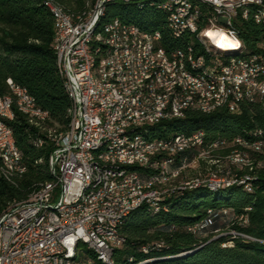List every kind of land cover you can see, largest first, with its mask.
I'll use <instances>...</instances> for the list:
<instances>
[{
	"label": "bare ground",
	"instance_id": "obj_1",
	"mask_svg": "<svg viewBox=\"0 0 264 264\" xmlns=\"http://www.w3.org/2000/svg\"><path fill=\"white\" fill-rule=\"evenodd\" d=\"M83 1L85 2L87 12L73 16L67 13L62 6L54 3L53 0H44V5L54 18L53 47L56 46L59 17H63L68 23H72L73 26H83L85 21L89 18H94L96 15L95 20L90 25V41L87 42L86 46V63L90 69L91 76L93 78H102V76L106 75L100 80V95L110 96V86H115V92L126 94L129 97L128 106H130V109H134L133 112L129 113V117L123 118V115L126 114V106H118L116 109V104H109V114H115L116 118L108 117V124L110 127H114V131L123 132V138L106 136L99 139L95 144L96 155H107L113 151L131 152L141 150L144 145H150L157 141L158 138L151 137L150 129L160 123L181 121L187 115L193 113L210 115L222 109L227 111L230 104L231 108L240 114L243 106L255 104L252 100H248L246 95L241 93L240 90H232V96H230L228 87L224 86V82L220 78V73H216L209 67L200 66L195 63V50H198L201 55L211 56V62L219 63L220 65H246L254 63V57L257 56L243 55L244 49L240 38L239 42H234L222 34L221 30L215 29L210 25H204L202 34L215 42L210 45V42L204 36H195L194 38L191 26L181 25L177 22L176 17L181 15L182 10H200L202 12L199 5H203L211 9L202 13L204 15V22L214 24L215 10L212 6V0H107L103 5L102 3L105 0ZM114 3L136 4L140 8L148 5L165 12V28L167 33L181 47H172L167 50L163 47L162 36L159 32L144 30L137 25L123 22L120 18H112L107 22H102L105 17L106 6ZM167 4L168 6H164ZM100 5L102 6L99 9ZM226 13H229V6H220L219 14ZM244 17L246 20H253L256 24L260 21V24L264 25V1H246L244 3ZM112 33L116 48H122L121 52H114L113 54V63L116 68H112L111 65H103L102 60V53H107L108 51L106 40L108 39V35ZM153 38L155 41H159V49L168 51L170 61L176 64V71H184L185 74H172L169 76V59L156 58L157 44L153 41ZM195 45L198 48H195ZM54 52L59 74L64 80L66 91L72 103V107L69 110V128L65 133L55 135L47 128L48 113L36 107L34 99L28 94L27 90L18 86H10V82L12 81L8 80L7 84L10 93L0 97V127L4 133L12 134L14 145L16 144L13 132L7 123L8 120H12L14 117L13 108L24 114L30 125L41 132L47 133L49 140L64 139L74 128L76 96L71 92L67 72L64 69V62L55 50ZM255 68L259 72H264V60L255 61ZM191 80L195 81V83H192ZM203 85L208 86V91L205 92ZM32 107H35V109ZM228 113L237 115L235 112ZM198 134L203 133L198 132L192 136L180 138L169 136L159 140L169 142L171 149H179V156L182 153H188L187 148H189V141L182 139H188ZM250 136L255 140L245 143L243 141L245 139L239 137L233 142L235 146L234 150H230L227 156L216 159V163L220 162V160L224 161V169L219 171V175H224V178L216 181L221 183H238L249 180L245 178V180L238 181L236 175L232 173L231 168L253 170L254 167L250 154L248 151H244V149L255 153H264V130H256ZM227 145L224 142V144H215L212 148H204L203 146L199 148V141H196L194 143V150H198L197 148H199L198 157L189 164H186L188 163V158L183 157L180 164L186 165L171 170L170 175L135 184L131 195L120 193V196L105 198L106 207L118 206L122 201L134 204L125 209L117 218L113 219L115 235L123 239L119 231L121 226L134 211L142 206H146L148 210H152L155 213L166 211V206L162 205V203L170 197L167 196L169 194L199 187H207L210 190L220 189V186H212L213 188H211V186L206 185L209 180L207 178L202 181L196 179L188 186H179L174 189L169 188L168 184L172 180L177 179L179 174L191 164L203 162L207 167H210L208 164L213 162L211 158L213 152L225 148ZM36 146H42V140H38ZM15 153L16 161L21 162L22 168L14 165V158L12 156L0 151V178L8 183H12L15 177L25 172L22 155L17 146H15ZM131 161L137 167L135 169V177L147 176L141 175L139 171L140 169L150 170V165H147V163H152V175H159L160 173L159 163H154L153 149L143 148V154H131ZM50 163L51 155L49 158V173L54 176V180L41 183L24 201L9 206L0 214V224L2 217L10 214L14 210V206L15 208H30L36 205L39 197H47L51 194L53 184L57 181V173L50 166ZM169 163L170 155H163L162 164ZM175 164L176 157H172V165ZM112 166L114 168H123V160L112 159ZM96 170L97 163L88 164V174H95ZM232 176L235 178H231ZM97 188H99L98 178L89 179L83 187L82 192H78L76 195L77 206H86V211H95V204H91V202L96 195ZM245 188L250 190V185L245 184ZM162 196L165 197L156 198ZM148 197L156 199L141 202V200ZM42 215L43 218L63 216V208L56 205L44 206L42 207ZM110 236H113V229L99 231L100 242L106 243L111 248L110 262L100 252L99 245L90 243L89 236L86 235L74 236L71 241L70 252L65 255L53 253L51 255V262L76 264L83 261L84 253H90L92 256L86 257V260L91 261L92 264H95V262H99L100 264H118L115 261L114 255L123 246L119 238H110ZM240 237L247 238L244 236ZM80 246L85 247L84 250H80ZM161 247H163V244H156L152 249ZM143 252L148 253V249L143 248ZM129 261L132 262V259ZM147 262L144 261L139 264Z\"/></svg>",
	"mask_w": 264,
	"mask_h": 264
},
{
	"label": "trees",
	"instance_id": "obj_2",
	"mask_svg": "<svg viewBox=\"0 0 264 264\" xmlns=\"http://www.w3.org/2000/svg\"><path fill=\"white\" fill-rule=\"evenodd\" d=\"M53 1L73 16L87 12L83 0ZM199 6L202 13L211 10ZM112 18H120L147 31L159 32L167 50L179 46L165 28L166 13L156 7L108 4L102 22ZM204 27L202 25V29ZM238 28L243 55L264 56V25L249 19ZM53 44L54 18L44 0H0V97L10 93L8 80L27 90L36 107L48 113L47 128L59 135L69 128L72 103L59 74ZM195 48L198 47L195 45ZM13 113V119L7 123L22 155L25 172L15 177L12 183L0 178V214L12 204L24 201L41 183L54 180L49 173L52 141L47 133L30 125L26 116L16 108H13ZM256 130H264V111L252 104L243 106L237 115L224 109L210 115L189 114L181 121L155 125L150 129V135L165 139L169 136L189 137L202 132L207 144H228L212 154L214 157H225L235 149L233 142L237 138L254 141L250 134ZM38 140H42L40 147L36 146ZM199 146L204 147V142L199 141ZM199 148L194 150L195 153ZM244 151L250 154L253 170H231L238 181L251 179L245 180L249 181L250 190L245 188V184L216 190L207 187L186 189L163 201L166 211L155 213L146 206L140 207L119 230L125 244L115 252V261L118 264L144 261H148L145 264H264V153ZM188 155L186 152L176 157L175 165ZM198 166L204 167L203 162H199ZM139 171L143 176L150 172L146 169ZM202 173L195 175L194 179ZM191 174L196 173L193 171ZM184 175L181 174L179 180ZM225 211L226 214L223 213ZM208 219L211 224L198 234L189 231ZM224 226H227V231L243 234L253 241L231 234L218 235L217 232ZM156 244H163V247L152 249ZM143 248L148 249V253L143 252ZM189 252V255L179 257ZM89 256L92 254H86V257Z\"/></svg>",
	"mask_w": 264,
	"mask_h": 264
},
{
	"label": "built area",
	"instance_id": "obj_3",
	"mask_svg": "<svg viewBox=\"0 0 264 264\" xmlns=\"http://www.w3.org/2000/svg\"><path fill=\"white\" fill-rule=\"evenodd\" d=\"M246 1L253 0H212V6L215 10L214 24L204 22V15L200 10H182L181 15L176 17L177 22L181 25L191 26L193 37L204 36L210 45L215 42L202 34V25H210L219 29L229 40L239 42L240 31L238 26L246 21L244 17V3ZM106 2L107 0L102 5ZM164 6H168V4ZM220 6H229V13L219 14ZM95 16L85 21L83 26H73L63 17H59L58 36L56 46L53 48L64 62L71 92L76 96L74 128L66 138L51 140L53 150L50 166L57 173V181L53 184L51 194L47 197H39L36 205L30 208H15L14 206V210L10 214L2 217L0 224V264H59L51 262V255L53 253H62V255L69 253L72 238L78 235L89 236L90 243L99 245L100 252L110 262L111 248L106 243L100 242L99 231L113 229V236L110 238H119L115 235L113 219L134 204L122 201L118 206L106 207L105 198L120 196V193L131 195L135 184L163 178L170 175L171 170L189 164L198 157V153L194 151L196 141H203L204 148H212L215 144H224V142L207 144L205 134L182 139L189 141V148H187L188 163L172 165V157H178L179 149H171L169 142H164L158 138L155 143L144 145L143 148L153 149L154 163H159L160 173L159 175H152V163H147L150 165V174L146 177H135L137 167L131 161V154L141 155L143 148L131 152L113 151L107 155H96L95 144L99 139L106 136L123 138V132L114 131V127H110L108 124V117L116 118L115 114H109V104H116V109L118 106H126V114L123 115V118L129 117V113L133 112L134 109H130L128 106L129 97L126 94L115 92V86H110V96L100 95V80L106 75L102 78L91 76L86 63V46L87 42L90 41L89 30ZM258 24L262 25L260 21ZM153 41L157 44L156 58L169 59V76L185 74L184 71H176V64L170 61L168 51L159 49V41H155L154 38ZM106 44H108V51L102 53L103 65H111L112 68H116L113 63V54L114 52H121L122 48H116L113 33L108 35ZM257 60H264V56L254 57V63L251 64L220 65L211 62V56L201 55L198 50H195V63L220 73V78L224 82V86L228 87L230 96H232V90H240L248 100H252L264 111V72H259L255 68V61ZM10 86L15 85L10 82ZM203 86L205 92L208 91V86ZM32 108L35 109V107ZM226 112L239 114L231 108V104ZM243 141L248 143L246 140ZM15 146L12 134L4 133L0 127V151L12 156L14 165L22 168L21 162L16 161ZM163 155H170L169 164H162ZM112 159H122L123 168H114ZM89 163H97L95 174H88ZM91 178H98L99 188L96 189V195L91 202V204H95V211H86V206H77L76 195L78 192H82L86 182ZM249 181L226 184L227 186L234 184L250 185ZM221 184L225 183L209 178L206 185L216 187L221 186ZM163 197L165 196L156 198ZM156 198H144L141 202ZM48 205L61 206L63 216L43 218L42 207ZM223 213L226 214L227 212ZM210 224V219H208L206 222L189 229V231L192 234H198ZM120 240L124 246L125 239ZM250 240L253 239L250 238ZM76 264H92V262L86 260V253H84L83 261Z\"/></svg>",
	"mask_w": 264,
	"mask_h": 264
},
{
	"label": "rangeland",
	"instance_id": "obj_4",
	"mask_svg": "<svg viewBox=\"0 0 264 264\" xmlns=\"http://www.w3.org/2000/svg\"><path fill=\"white\" fill-rule=\"evenodd\" d=\"M212 163H209L208 165L210 167H207V165L204 164V167H201V166H198L199 165V162H197L196 164H191L189 167H187L185 170H183L181 172V174H185L180 180V176L181 174H179V177L177 179H174L172 180L169 184H168V187L171 188V189H174L176 187H183V186H188L190 185L193 181H195L196 179H198L199 181H202L203 179L207 178H214V180H220V179H223L224 175H219V171L220 170H223L224 169V161L220 160V162L216 163V159H221V157L217 156V157H214L212 156ZM209 169V170H208ZM195 172L196 174H191V172ZM203 172V173H202ZM198 173H202V175L198 178H195L194 179V176L197 175L198 176ZM219 175V176H218ZM234 176H232L231 178H233ZM235 178V177H234ZM233 178V179H234ZM179 180V181H178ZM226 180V179H225ZM251 180V179H249ZM229 181V180H227ZM231 182V181H229ZM211 188H213L211 186ZM220 188H227V184L225 182V184H221ZM221 231H218L217 234L218 235H227V234H231L235 237H240V236H244L243 234H239V233H233L234 231H227V226H224V229H220ZM246 237V236H244ZM242 238V237H240ZM244 239V238H243ZM246 240H250V238H245ZM253 241V240H252ZM85 247H81L80 246V250H84Z\"/></svg>",
	"mask_w": 264,
	"mask_h": 264
},
{
	"label": "water",
	"instance_id": "obj_5",
	"mask_svg": "<svg viewBox=\"0 0 264 264\" xmlns=\"http://www.w3.org/2000/svg\"><path fill=\"white\" fill-rule=\"evenodd\" d=\"M191 252H189V253H186V254H183V255H181V256H179V257H182V256H186V255H189Z\"/></svg>",
	"mask_w": 264,
	"mask_h": 264
}]
</instances>
